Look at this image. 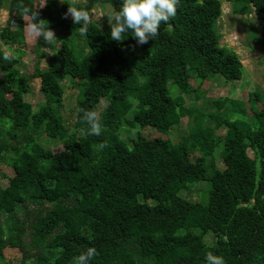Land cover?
I'll return each mask as SVG.
<instances>
[{
	"label": "trees",
	"instance_id": "obj_1",
	"mask_svg": "<svg viewBox=\"0 0 264 264\" xmlns=\"http://www.w3.org/2000/svg\"><path fill=\"white\" fill-rule=\"evenodd\" d=\"M222 1L234 14L253 13L264 39V0H170L155 15L130 0H47L42 9L0 0L5 46L24 43V17L38 33L30 78L44 99L34 111L18 58L0 47V165L13 171L1 174L0 264L6 249L20 253L19 264H264V106L256 109L255 94L250 115L228 98L214 100L213 113L186 107L185 98L200 99L192 79L243 75L214 28ZM103 5L112 18L101 27L87 18ZM67 78L80 87L71 129L60 113ZM184 119L191 128L176 143L119 135L135 126L167 134ZM43 135L63 151L45 148ZM199 182L208 185L205 204L179 196Z\"/></svg>",
	"mask_w": 264,
	"mask_h": 264
},
{
	"label": "rangeland",
	"instance_id": "obj_2",
	"mask_svg": "<svg viewBox=\"0 0 264 264\" xmlns=\"http://www.w3.org/2000/svg\"><path fill=\"white\" fill-rule=\"evenodd\" d=\"M36 6L42 9L47 0H34ZM57 4L62 3H83L84 0H55ZM170 0H130L132 4L141 5L145 8V11L151 15H155L161 4ZM233 5L222 1V15L214 23V28L217 34L220 36V46H225L235 52L243 66L244 72L240 80L238 81H224L220 76H213L210 80L200 82L198 80H191V85L197 88V93L200 96L199 100H195L194 96L185 98L186 107L190 109H196V112L201 114L202 112H214L212 108V102L217 99L228 98L234 102H239L247 107L249 112V99L252 95L257 94L259 97V103L256 109H261L264 106V39L258 28L257 20L254 14L250 15H237L232 11ZM112 8L109 5L95 6L91 11L90 16L87 18L92 22H97L101 27L106 26L110 19ZM70 18H73L70 15ZM7 9L6 2L3 4V8L0 9V31L7 25ZM22 21L25 22L24 27V43L15 44L14 46H5L0 40L1 49L10 57L18 58V66L16 67L18 73L23 74L28 79L30 85V92L26 94L25 100L33 106V110L36 111L40 103L44 101L40 94V81L38 79L30 78L34 63L37 58V54L33 53L32 48L38 37V33L33 29L31 22L28 18L24 17ZM14 29V26H11ZM47 38L51 41L53 46H57V39L55 37V31H49ZM77 45H79L77 43ZM50 50H43L40 55L41 64L40 68L45 69L48 64V57ZM70 81H72L70 83ZM75 80L67 78L62 82L64 89L63 108L60 113L66 123L67 128L71 129L75 121V108H76V96L80 92V87L76 84ZM200 85V86H198ZM77 88V90L73 87ZM200 87V88H199ZM169 94L172 98L180 96L178 89L171 83H168ZM107 101L102 99L97 105V118L100 117L102 111L105 109ZM128 115V117H130ZM191 128V122L184 119L179 126H174L167 134H160L155 129L150 127L141 128L135 126L134 128L128 129L122 127L119 130L120 138L129 142L138 137L145 138L147 140H153L155 138H171L176 143L180 138L186 137ZM219 134L222 136L225 134V130H220ZM37 141L41 143L45 148H49L52 152H62L63 147L58 145L52 139L42 136ZM222 150V146L215 151L218 154ZM215 154V156H216ZM250 157H253L251 151L248 152ZM215 158V157H214ZM219 160L218 158H216ZM5 173L6 176L10 177L13 175V171L8 169L4 165H0V188H4L8 184V180L1 176ZM182 199L193 203L205 204L208 198V185L206 182H199L188 184L185 190L179 193ZM207 235L206 242L212 244L214 238ZM5 264H19L20 253L17 250L6 249L4 253Z\"/></svg>",
	"mask_w": 264,
	"mask_h": 264
}]
</instances>
